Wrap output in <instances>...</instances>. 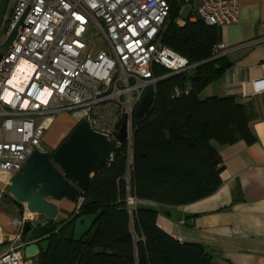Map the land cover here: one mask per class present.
<instances>
[{
	"label": "built area",
	"instance_id": "2783aa9c",
	"mask_svg": "<svg viewBox=\"0 0 264 264\" xmlns=\"http://www.w3.org/2000/svg\"><path fill=\"white\" fill-rule=\"evenodd\" d=\"M185 5L191 8L189 20L200 19L208 26L238 20V0L15 1L5 39L16 32L8 51L0 55V200L32 151H45V134L60 116H67L72 127L87 121L91 131L118 147L117 134L125 120L124 202L132 219L140 203L131 191L134 108L145 90L152 86L155 92L156 83L165 77L154 75L155 66L168 75L192 67L162 43L172 7L182 25ZM89 27L103 37L109 52L99 50L92 56L85 37ZM221 50L218 44L215 55ZM183 94H188L187 88H175L172 97ZM83 201L79 197L74 212ZM35 219L29 214L14 219L19 230L13 238L20 239L24 222ZM24 245H11L0 255V264H34L24 260Z\"/></svg>",
	"mask_w": 264,
	"mask_h": 264
},
{
	"label": "trees",
	"instance_id": "16d2710c",
	"mask_svg": "<svg viewBox=\"0 0 264 264\" xmlns=\"http://www.w3.org/2000/svg\"><path fill=\"white\" fill-rule=\"evenodd\" d=\"M177 18L178 11L172 7L162 43L192 67L169 75L160 66L154 68L155 76L165 77L156 83L151 109L133 131L131 191L140 203L132 219L124 202L127 147L123 142L79 195L93 201L81 206L79 215L102 210L91 242L65 240L67 225L49 237L47 252L34 264H217L203 245L180 242L163 231L157 216L160 210L188 205L219 188L218 147L254 143L255 114L252 105L232 96L200 97L222 78L231 62L225 54L214 53L220 43L218 27L188 18L178 25ZM175 88H187L188 94L172 97ZM63 222H56V228Z\"/></svg>",
	"mask_w": 264,
	"mask_h": 264
},
{
	"label": "crops",
	"instance_id": "0c3cea01",
	"mask_svg": "<svg viewBox=\"0 0 264 264\" xmlns=\"http://www.w3.org/2000/svg\"><path fill=\"white\" fill-rule=\"evenodd\" d=\"M238 6L237 22L218 27L221 53L231 66L220 80L205 88L204 97L232 96L252 105L255 142L218 147L219 188L208 197L169 209L181 212L180 221L159 212L157 225L180 242L203 245L217 264H264V0H238ZM71 128V120L60 116L44 142L50 146L55 134ZM57 205L55 222L72 215L74 204L63 200ZM17 218L21 217L9 219L0 211V255L23 242L15 239L19 228L13 220Z\"/></svg>",
	"mask_w": 264,
	"mask_h": 264
},
{
	"label": "water",
	"instance_id": "95a60500",
	"mask_svg": "<svg viewBox=\"0 0 264 264\" xmlns=\"http://www.w3.org/2000/svg\"><path fill=\"white\" fill-rule=\"evenodd\" d=\"M9 0H0V26ZM16 30L0 42V55L10 48ZM154 88L148 87L139 103L134 108V125L136 126L154 101ZM126 138V121L123 120L117 134V141L122 143ZM114 141L94 133L87 121L72 127L67 138L53 151L34 150L27 158L23 169L13 176L6 185L5 196L19 209V216L33 215L35 220L24 222L20 239L25 243L23 257L34 261L40 254L47 252L49 237L69 225L63 238L75 242L90 243L93 239L102 210L94 214H82L72 211V215L56 228L60 201H67L75 206L80 193L86 191L91 178L103 171L111 156L117 150ZM66 176H69V180ZM93 203L85 199L81 206ZM164 216L180 221L178 210H160Z\"/></svg>",
	"mask_w": 264,
	"mask_h": 264
},
{
	"label": "rangeland",
	"instance_id": "374dc122",
	"mask_svg": "<svg viewBox=\"0 0 264 264\" xmlns=\"http://www.w3.org/2000/svg\"><path fill=\"white\" fill-rule=\"evenodd\" d=\"M15 1L16 0H9L8 1L7 8H6L5 14H4V18H3L1 26H0V42L5 40V37H6L5 31H6L7 19L10 16V13H11L12 7L14 6ZM190 10H191L190 6L185 5L180 18L181 19L188 18ZM85 37H86V43H87L88 49L92 48V56L93 57L95 56V54L99 50H104L106 52H109L108 45H107L106 41L103 39L102 36H100V34L97 33V31L94 28L89 27ZM206 94H207V92L205 93V91H204L200 94V97H204V96H206ZM35 119H39V118L36 117ZM51 132H49L47 134V136H49L51 134ZM68 134H69V131L61 132L60 134L59 133L55 134V136L52 138L53 140L51 139V145L50 146L46 142L43 141V149L47 152L53 151L63 140H65V138L68 136ZM0 186H2V185H0ZM0 211L3 212L5 214V216H7L9 219H11L12 217H16V216L20 217L19 214L17 213L15 207L11 203V201L7 198H4V197H2V200L0 202ZM130 229H131V232H133V234H134V227H133L132 223H131ZM134 235H136V234H134Z\"/></svg>",
	"mask_w": 264,
	"mask_h": 264
},
{
	"label": "flooded vegetation",
	"instance_id": "af4514ba",
	"mask_svg": "<svg viewBox=\"0 0 264 264\" xmlns=\"http://www.w3.org/2000/svg\"><path fill=\"white\" fill-rule=\"evenodd\" d=\"M49 153H52V151H51V152H49Z\"/></svg>",
	"mask_w": 264,
	"mask_h": 264
}]
</instances>
